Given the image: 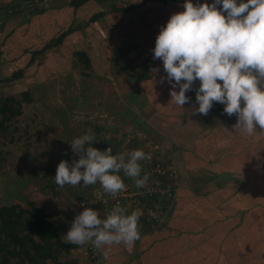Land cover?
Returning a JSON list of instances; mask_svg holds the SVG:
<instances>
[{"label":"rangeland","instance_id":"rangeland-1","mask_svg":"<svg viewBox=\"0 0 264 264\" xmlns=\"http://www.w3.org/2000/svg\"><path fill=\"white\" fill-rule=\"evenodd\" d=\"M48 1L49 6L57 9L55 13L45 15L44 20L47 22L43 25L45 27L40 28L39 31L34 26L26 28L22 37L15 41V47L8 48V41L12 38L13 31L8 32L14 26L0 28L2 54V63H0V206L20 204L30 208V204L33 203L46 209L56 228L58 224L60 228H57L58 237L49 242H43L28 229L21 230V236L27 240L34 264L35 261L39 264L70 263L67 260H73V263L77 260L80 264L79 260L81 263L85 260L86 243L78 245L77 248L70 247L69 243L64 242L65 232L78 214L71 205L74 198L90 197L93 192L87 186L60 187L54 179L60 160L69 161L71 158L73 150L70 141L73 138L87 132L95 136L92 146L100 145V139L104 138L108 142H114L110 143L111 147L114 144L116 147L115 150L112 148L113 154H126L136 148L148 154L150 158L141 161V175L148 173L145 186L149 187V183L160 184L171 190L173 194L170 200L162 196H155L152 202L151 197L145 199L147 203L151 202L155 205L156 214L164 206L167 212L166 216L161 212V219L158 222L155 218H144L143 223L140 222L139 225L141 238L169 224L177 205V199H174L175 189H172L174 185L179 188V186H195L198 183L201 189L204 188L203 184L208 191L214 188L210 182L212 178H218V176L213 177V174L209 176L206 173L208 172L207 164L213 161L210 159L204 161L209 154H212L210 151L214 150L213 143L207 141L208 136L213 133L215 139L220 138L217 142L218 146L224 143L226 146L229 143L227 136L231 133L244 134L239 129L233 128L237 117L235 114L229 116L224 113L222 103L218 102L216 106H212L207 114L193 112L194 108L198 107L195 101V89L198 87L199 80L193 81L192 88L186 92L190 99L181 106L175 104L166 94L167 87L171 85L168 86L164 79V83L161 82L163 77L161 72H164V68L153 66L158 59L144 58L141 54L138 58L130 55L122 58V54L119 62L114 60L116 56H114V48L125 45L123 41L129 42L136 20L139 25H142V29L147 26L148 29L151 27L159 32L160 27L166 24L171 14L183 10V0H138V2L136 0H90L75 11L76 14L72 11L73 7L68 6L70 0ZM193 2H202V0H193ZM67 10H69L68 13H66ZM93 14H98L97 22L90 23V17ZM79 24L85 25L84 28L88 29L84 30L83 36L75 39L76 37H70L69 34L60 44L52 45L43 52L37 53L33 64L24 68V75L18 79H12V73L21 66L8 58L6 49L13 56H17L20 52L24 54L29 49L38 50L53 36H58ZM67 40H69L68 44L65 43ZM135 45L138 46V44ZM137 48V52H140V48ZM83 49L89 51L92 57H89ZM79 51L86 52L90 60L89 66H86L82 57L78 56ZM10 60L13 63H10ZM62 62L64 65L61 64ZM147 64L152 66L147 74H141L140 72L149 68ZM142 80L146 83L141 88L139 84ZM27 91L32 98L28 101L23 96V93ZM151 94H153L152 98ZM82 98L85 101L78 102ZM128 98L130 101L133 100L131 106ZM165 101L172 104V107H162V111L156 106L150 107V104L153 105L155 102L161 104ZM4 106L8 109L5 114L1 111ZM104 108L108 109V114L103 110ZM80 114H85V119L91 120H79L77 115ZM159 114H164L163 116H167L170 121L159 122L157 118ZM182 118L186 120L182 126H179L180 124L174 120ZM108 125L114 126L108 128ZM175 127L181 128L175 130ZM256 132L259 133L255 134ZM256 132L249 136L245 134L246 155L253 154L254 149L251 143L255 141V135L261 136L260 134L264 133L259 129ZM197 139L200 140L199 147L206 148L200 155L203 161L198 160L195 162L199 163L198 166L192 165L189 167L192 169H187L178 157L182 148H188L189 144ZM107 141L101 142L103 150L107 147L105 144L108 143ZM226 149L237 148L231 143L225 147V151ZM258 157L264 160V152H259ZM120 174L131 194H139L140 198L146 195V187L137 188L134 178L124 176L122 172ZM234 176H225V179H234ZM146 212L148 213L149 210L143 207L144 215ZM260 213L264 220V208ZM27 219H29L27 215L22 218L23 225L28 224ZM62 224H66V227ZM6 244L10 246L5 247ZM135 253L138 255L140 252H136L135 249ZM253 254L257 255L247 257L248 259L242 264H264V250H255ZM260 254H262L261 258ZM0 264H32V261L29 256L21 253L20 246L12 243L11 238L0 234Z\"/></svg>","mask_w":264,"mask_h":264},{"label":"clouds","instance_id":"clouds-1","mask_svg":"<svg viewBox=\"0 0 264 264\" xmlns=\"http://www.w3.org/2000/svg\"><path fill=\"white\" fill-rule=\"evenodd\" d=\"M152 52L153 59L163 62L166 77L161 82L167 79L177 105L189 101L186 92L199 80L193 112L207 114L219 102L224 113L236 115L234 129L247 135L264 130V0H183V10L160 27ZM94 140L85 132L70 141L79 158L60 160L54 175L58 186L99 182L115 196L126 188L121 172L134 178L137 188L146 185L148 173L141 175V161L148 154L140 148L113 154L110 146L93 147ZM138 220L139 213L126 207H114L106 218L84 207L71 221L64 242L91 243L96 249L121 242L130 247L141 235Z\"/></svg>","mask_w":264,"mask_h":264},{"label":"crops","instance_id":"crops-1","mask_svg":"<svg viewBox=\"0 0 264 264\" xmlns=\"http://www.w3.org/2000/svg\"><path fill=\"white\" fill-rule=\"evenodd\" d=\"M71 1L68 3L69 7L72 6L70 4ZM0 2V12L2 11L0 28L10 25L14 26L8 32L11 33L13 31L11 34L13 36L8 41V48L15 47V41L22 37L21 35L26 28L34 26L39 31L40 28L45 27L43 26L47 23L44 20L45 15L53 14L57 9L54 6H49L48 0H42L41 2L39 0H1ZM72 11L73 13L75 12L74 7ZM149 19L152 20V17L149 16ZM96 20L97 18L94 21H90V23L97 22ZM29 22L30 24H28ZM84 26L79 24L73 27L74 29L67 35L70 34V37L79 39L85 34L84 30L87 29ZM155 32H157L155 29L151 27L148 29L147 26L142 29V25H139L136 20L133 25V35L130 36L129 42L123 41L125 45L119 46L123 54V57L122 54L121 57L125 58L126 55H130L133 58H138L141 54L144 58H153L152 49L155 44ZM68 41L65 43L68 44ZM78 41L81 42L82 40ZM135 44H138V46ZM137 47L140 48V52H137ZM83 50L87 52L89 57H92L89 51ZM5 51L8 54V58L17 62L21 68L32 65L35 61L34 59L32 63L28 64L32 57L30 52H25L24 54L20 52L17 56H13L7 52V49ZM115 54L116 50L114 56ZM8 58H6L7 62ZM1 59L2 54L0 63H2ZM161 61L158 59L153 66L160 68ZM9 62L13 63L12 60ZM61 64L64 65V62ZM151 66L152 64L140 73L147 74ZM145 83L142 80L139 86L142 88ZM152 97L153 94H151ZM130 98H128V103L131 106L133 100L130 101ZM83 101L85 99L83 100L82 98L78 102ZM150 107H154V104H150ZM103 110L105 112L108 111L105 108ZM157 118L159 122L170 121L167 116L161 114ZM184 120L186 119H175L174 121L178 122L179 126H182ZM180 128L175 127V130ZM257 133L259 132L255 134ZM260 135H255V141L251 143L254 151L250 156L246 155L244 151L247 138L245 134L237 135L231 133V135L227 136L228 144L233 143L237 149H226V152L225 147L228 144L225 146L224 143V145L218 146L217 142H219L220 138L215 139L214 134L211 133L207 141L213 143L212 147H214V150L212 149L210 151L212 154L203 159L204 161L209 159L213 161L211 164H207L208 172L206 173L209 176L212 174L213 177L218 176V178H212L213 180L210 182L214 188L208 191L206 190V185L203 184L204 188L201 189L198 183L195 186H179V188L174 185L172 189H175L174 199H177V205L169 224L160 227L154 233L144 235L140 238V241L138 239L130 247L123 242L106 245L101 249L106 264H124L125 262L128 264H242L249 257L257 255L253 254L255 250H264V220L260 213L264 208V160L258 157L259 152H264V133ZM199 141L198 139L195 142L192 141L188 148H182L178 157L187 169L192 165L198 166L199 163H195L198 160L203 161L200 155L206 148H200ZM214 152H216L215 155H213ZM220 152L221 154H219ZM210 155L213 156L210 157ZM230 175H235L234 179H225V176ZM221 176H223V179H221ZM159 212L166 216L167 210L165 206ZM56 226L60 229L58 224ZM62 226L66 227V224H62ZM135 249L136 252H140L138 255H136ZM261 257L262 254H260Z\"/></svg>","mask_w":264,"mask_h":264},{"label":"trees","instance_id":"trees-1","mask_svg":"<svg viewBox=\"0 0 264 264\" xmlns=\"http://www.w3.org/2000/svg\"><path fill=\"white\" fill-rule=\"evenodd\" d=\"M88 1L89 0H72L70 4L74 7V10L77 11V9L80 6L84 5ZM172 1H182V0H172ZM118 9L126 10L128 8H118ZM98 13H101V12H98ZM97 17H98V14H93L92 17L90 18V21H94ZM71 31H72V28L61 33L58 36H53L52 38H50V40H48L49 42L47 41V43L44 46H42V48H40L38 50H34V49L31 51L28 50L27 52H31V54H32L31 60L28 62V64L32 63L34 61L37 53L43 52L46 48H49L52 45L60 44L63 41V39L67 36V34ZM157 34L158 33L155 32L154 39H156ZM115 50H116V54H115L116 56H115L114 60L116 62H119V58L122 54V50L119 47H117ZM77 54H78V56L82 57L83 62L86 64V66L90 65V60H89V58L85 52L79 51V52H77ZM0 57H1V52H0ZM159 66L163 67L162 61L160 62ZM165 73H166L165 71L161 72V74L163 75L162 78L166 77V75H164ZM22 75H24V68H19L18 70L14 71L11 76H12V79H18ZM164 80L168 83L167 79H164ZM162 83H164V82H162ZM199 83H200V81H199ZM199 83H198V85H199ZM168 86H169V83H168ZM170 88H171V86L167 87V89H166V94L168 95V97H170ZM156 92H158V91H156ZM23 96H24V99L27 101L32 99L31 94L28 91L24 92ZM165 98L168 101H171L167 97H165ZM217 104H218V102H214L212 106H216ZM154 106H156V108H159V110H161L162 107L163 108L164 107L171 108L172 104H169L166 101L162 102L161 104L160 103L158 104L155 102ZM7 110H8L7 107L4 106L1 111L3 114H5L7 112ZM18 112H19V110H18ZM162 115H164V114H162ZM84 121H89V120H84ZM112 126H114V125H112ZM112 126L108 125V128H110ZM104 141L106 142L107 140L104 139ZM108 143H111V142H108ZM113 149L114 150L116 149L115 144L113 145ZM219 154H221V152ZM152 198L155 199L154 196ZM29 207L30 208H25L24 206H21L20 204L0 206V234H4V236L11 238L12 243L19 245L20 249H21V253H23L26 256H29V258L32 261V264H34L33 263L34 258L29 253L30 249L28 248L27 240L21 236V233H20L21 230L28 229L30 232L35 233L36 236H38L40 238V240H42L43 242H49V241L54 240L55 238L58 237V232H57V228L55 227L54 223L50 220V217H49L50 215L46 211V209L41 208L39 206H36L33 203H31ZM25 215H27L29 217V219H27V221H26L28 224L23 225L22 218ZM4 246L7 247V246H10V244H6ZM70 247L77 248L78 245L70 244ZM9 252L12 253V251H9ZM67 261H69L70 263H68V262L58 263L57 262L56 264H78L77 260H74L75 261L74 263L72 262L73 260H67ZM79 262H80V260H79ZM35 264H39V263H37L35 261Z\"/></svg>","mask_w":264,"mask_h":264},{"label":"built area","instance_id":"built-area-1","mask_svg":"<svg viewBox=\"0 0 264 264\" xmlns=\"http://www.w3.org/2000/svg\"><path fill=\"white\" fill-rule=\"evenodd\" d=\"M77 117L79 120L85 119L84 114L77 115ZM104 139L103 140L100 139V145L96 146L94 144L93 146L97 147L100 150H103L102 148L103 145H101V142L104 141ZM97 142H99V140ZM105 144L107 145V147H109L112 143L111 144L105 143ZM112 148L113 146L111 147V149ZM78 158H79V154L73 151L71 152V158L69 159V162H71L74 159H78ZM150 184L151 183L148 184L149 187L143 186V187H146V190H145L146 195L140 198L138 196L139 194H136V193L131 194L127 188H125V190L113 196L109 193L104 192L100 183L97 182L96 184H93V185H87V188H90L93 192V194L90 197L74 198L71 205L73 206V210H77L78 213L82 211L84 207H92L99 212L102 218H106L107 214L114 207L121 206V207H126L129 213L132 212L133 210L139 213L138 225H140V222L143 223V220H145L144 218H152V219L155 218V221L158 222L161 219L160 217L161 212H157V214L155 213L156 212L155 205L151 204V202L154 201L155 199L152 197L162 196L164 198L167 197L168 199H170L173 193L171 192V190L169 191V189L161 186L160 184H156V183H153L151 185ZM64 186L71 187V188L84 187L83 184H79L76 186L66 184ZM134 190L136 191L137 189H134ZM149 197H151V202L147 203L145 199ZM143 207L149 210L148 213L146 212V215H144L143 213ZM84 248H85V251H84L85 260L82 263L80 261L79 262L80 264H106L104 254L101 251V249H96L94 246L91 245V243H87Z\"/></svg>","mask_w":264,"mask_h":264}]
</instances>
